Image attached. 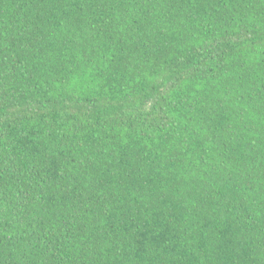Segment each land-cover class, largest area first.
I'll use <instances>...</instances> for the list:
<instances>
[{"label": "trees", "instance_id": "obj_1", "mask_svg": "<svg viewBox=\"0 0 264 264\" xmlns=\"http://www.w3.org/2000/svg\"><path fill=\"white\" fill-rule=\"evenodd\" d=\"M0 264H264V0H0Z\"/></svg>", "mask_w": 264, "mask_h": 264}]
</instances>
